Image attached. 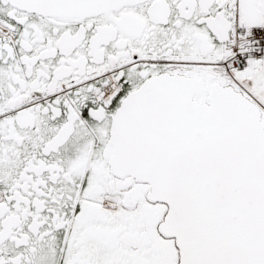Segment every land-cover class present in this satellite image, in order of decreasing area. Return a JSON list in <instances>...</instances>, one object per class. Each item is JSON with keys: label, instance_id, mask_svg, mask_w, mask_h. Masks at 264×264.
<instances>
[{"label": "snow or ice", "instance_id": "1", "mask_svg": "<svg viewBox=\"0 0 264 264\" xmlns=\"http://www.w3.org/2000/svg\"><path fill=\"white\" fill-rule=\"evenodd\" d=\"M0 264H264V0H0Z\"/></svg>", "mask_w": 264, "mask_h": 264}]
</instances>
